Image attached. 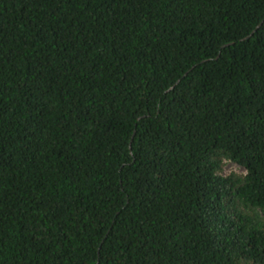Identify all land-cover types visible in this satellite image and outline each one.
<instances>
[{
	"label": "trees",
	"instance_id": "obj_1",
	"mask_svg": "<svg viewBox=\"0 0 264 264\" xmlns=\"http://www.w3.org/2000/svg\"><path fill=\"white\" fill-rule=\"evenodd\" d=\"M0 264H264V0H0Z\"/></svg>",
	"mask_w": 264,
	"mask_h": 264
},
{
	"label": "rangeland",
	"instance_id": "obj_2",
	"mask_svg": "<svg viewBox=\"0 0 264 264\" xmlns=\"http://www.w3.org/2000/svg\"><path fill=\"white\" fill-rule=\"evenodd\" d=\"M230 171L244 172V169L232 162H227L224 166V173H228Z\"/></svg>",
	"mask_w": 264,
	"mask_h": 264
},
{
	"label": "water",
	"instance_id": "obj_3",
	"mask_svg": "<svg viewBox=\"0 0 264 264\" xmlns=\"http://www.w3.org/2000/svg\"><path fill=\"white\" fill-rule=\"evenodd\" d=\"M254 31H255V30H254ZM254 31H253V32H254ZM248 36H250V35H248ZM248 36H246L245 38H247ZM178 82H179V80H177V83H178Z\"/></svg>",
	"mask_w": 264,
	"mask_h": 264
}]
</instances>
